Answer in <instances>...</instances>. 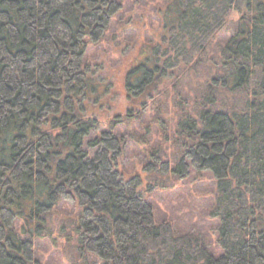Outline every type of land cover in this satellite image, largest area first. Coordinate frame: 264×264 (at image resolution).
<instances>
[{
	"label": "trees",
	"instance_id": "16d2710c",
	"mask_svg": "<svg viewBox=\"0 0 264 264\" xmlns=\"http://www.w3.org/2000/svg\"><path fill=\"white\" fill-rule=\"evenodd\" d=\"M122 8L0 0V264H41L43 240L73 264H264V0H167L123 78L135 106L111 112L112 73L89 56ZM169 74L172 120L151 93ZM190 171L214 178L215 244L155 217L154 193Z\"/></svg>",
	"mask_w": 264,
	"mask_h": 264
},
{
	"label": "rangeland",
	"instance_id": "374dc122",
	"mask_svg": "<svg viewBox=\"0 0 264 264\" xmlns=\"http://www.w3.org/2000/svg\"><path fill=\"white\" fill-rule=\"evenodd\" d=\"M121 2L123 8L114 18L107 39L100 46L94 48L89 56V60L102 62V66L112 73L110 79L112 87L109 93L111 112L135 106L132 100L126 99L122 84L123 78L132 61L136 57H142L139 54L141 41L157 39L160 20L163 18V8L167 0H121ZM231 20L214 39V50L217 51L223 47L232 35V31L236 27L237 16L233 15ZM171 77V74L167 75L162 80L163 85L158 83L157 90L151 89L152 95L154 94L156 97L154 105L159 106L161 111L165 107L167 108L165 115L163 113V117L167 120L173 118L171 112L173 98L170 91L173 81ZM154 109L152 110L156 111V108ZM153 111L146 113L143 128L144 126L148 128V143L150 142L154 146L159 142L160 135L156 131L155 124L151 122ZM161 145L162 150L165 147L169 149L171 159L178 153L177 144L174 142L165 143L162 140ZM140 148L133 146L128 149L124 158L125 162L130 165L141 164L138 163L143 154ZM190 172L186 178L170 179L171 183L154 193L152 205L155 217L159 220L171 221L178 230L199 233L206 241L215 244L218 232L216 220L208 215L213 202L214 178L208 171ZM62 249L61 247L54 248L46 240H43L37 243L35 257L41 264H73L72 256Z\"/></svg>",
	"mask_w": 264,
	"mask_h": 264
}]
</instances>
